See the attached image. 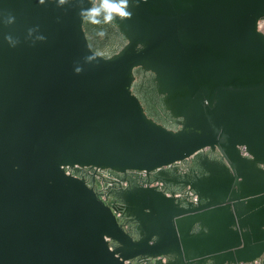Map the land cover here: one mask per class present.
<instances>
[{"label":"water","instance_id":"obj_1","mask_svg":"<svg viewBox=\"0 0 264 264\" xmlns=\"http://www.w3.org/2000/svg\"><path fill=\"white\" fill-rule=\"evenodd\" d=\"M81 6L0 0V264H264L246 216L264 195V0H140L108 57ZM135 68L176 130L145 114ZM223 204L238 238L216 217L183 249L176 220Z\"/></svg>","mask_w":264,"mask_h":264},{"label":"flooded vegetation","instance_id":"obj_2","mask_svg":"<svg viewBox=\"0 0 264 264\" xmlns=\"http://www.w3.org/2000/svg\"><path fill=\"white\" fill-rule=\"evenodd\" d=\"M83 30L91 50L103 57L116 54L126 45V41L118 32L114 23L103 25V35H99L98 33L101 30V26L93 25L85 20L83 23ZM133 75L134 80L131 84V92L140 101L145 114L165 128L176 130L178 127L174 125V119L164 110L161 102L162 97L156 91L155 82L153 81L154 74L141 68H135L133 70ZM70 172L82 176V171H78L77 168L70 169ZM172 190H179V188ZM183 196H187V194H183L181 197ZM194 202H196V199ZM175 212L177 211L166 215L168 221L175 218ZM176 258L177 264H187L181 256L176 255ZM240 264L244 263L240 262ZM253 264L257 263L254 262Z\"/></svg>","mask_w":264,"mask_h":264},{"label":"bare ground","instance_id":"obj_3","mask_svg":"<svg viewBox=\"0 0 264 264\" xmlns=\"http://www.w3.org/2000/svg\"><path fill=\"white\" fill-rule=\"evenodd\" d=\"M246 216L248 222L252 226L260 231H264V195L260 200L250 204ZM216 217L230 223V226L226 230L224 236L226 242H231L238 238L231 206L229 204H223L218 208L209 209L176 220L175 224L177 227L180 244L182 245L183 249L187 248L192 233L197 230L204 229V227Z\"/></svg>","mask_w":264,"mask_h":264},{"label":"clouds","instance_id":"obj_4","mask_svg":"<svg viewBox=\"0 0 264 264\" xmlns=\"http://www.w3.org/2000/svg\"><path fill=\"white\" fill-rule=\"evenodd\" d=\"M41 3L44 0H40ZM79 5H83L85 0H77ZM146 2V0H144ZM70 0H58V5L63 6L69 4ZM90 4L89 7L81 6L78 11V16L87 20L89 23L101 26L99 35H103L102 26L106 24L115 23L118 19L125 20L131 19L133 12L131 11L132 7H138L140 0H88ZM12 19L8 20V23H11ZM9 41L11 37L7 38ZM95 60L94 56H86L85 61L91 63ZM82 69L77 67L75 71L79 73Z\"/></svg>","mask_w":264,"mask_h":264},{"label":"rangeland","instance_id":"obj_5","mask_svg":"<svg viewBox=\"0 0 264 264\" xmlns=\"http://www.w3.org/2000/svg\"><path fill=\"white\" fill-rule=\"evenodd\" d=\"M259 29L264 33V19L260 21Z\"/></svg>","mask_w":264,"mask_h":264},{"label":"built area","instance_id":"obj_6","mask_svg":"<svg viewBox=\"0 0 264 264\" xmlns=\"http://www.w3.org/2000/svg\"><path fill=\"white\" fill-rule=\"evenodd\" d=\"M66 171H67V173L72 174V173L70 172V169H66Z\"/></svg>","mask_w":264,"mask_h":264}]
</instances>
